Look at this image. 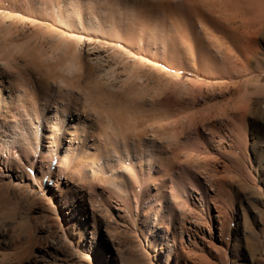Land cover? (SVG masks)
<instances>
[{"label": "rangeland", "instance_id": "374dc122", "mask_svg": "<svg viewBox=\"0 0 264 264\" xmlns=\"http://www.w3.org/2000/svg\"><path fill=\"white\" fill-rule=\"evenodd\" d=\"M59 3L0 0V65L31 100L0 115V264H264V0H92L121 36L55 22ZM48 86L102 122L76 151L114 164L108 151L138 135L166 150L162 168L139 189L130 164L95 173L82 156L63 165L60 144L46 155ZM15 117L35 126L23 144Z\"/></svg>", "mask_w": 264, "mask_h": 264}, {"label": "bare ground", "instance_id": "6f19581e", "mask_svg": "<svg viewBox=\"0 0 264 264\" xmlns=\"http://www.w3.org/2000/svg\"><path fill=\"white\" fill-rule=\"evenodd\" d=\"M44 1H49V0H44ZM59 1L61 3L53 5L52 8L50 9L48 15L50 16V13H51V16H52V18H54L55 22L65 23L67 28H71V27H75L77 25H79V26L81 25L82 27H85L88 29L90 28L92 30L96 29V30H100V31H106L109 33H114V35H116V36L117 35H120V36L124 35L126 33L125 31L128 30V28H125L127 30L124 31V28H123L124 24L122 23L123 26H120V24H117V22H115L116 20H114V19H113L114 21L110 22L109 20H107L105 17H102L101 15L93 14L89 10L85 11L86 7L89 6V4L92 2V0H59ZM131 13H134V12H131ZM130 24L132 26H134L133 21H130ZM142 26H143V28H145L144 25H142ZM141 29H142V27H141ZM137 30H138L137 33L139 34V36H137L136 39L139 41L141 46L146 45L147 48H151V49L153 48L155 51H159V52L162 51L163 53H165L166 50H167V52L169 51L170 45H169V41H168L167 37L165 38L164 36H159L156 33H152L151 30H150V32H151L152 36L150 34H146L145 29H144L145 31L139 30V29H137ZM246 33H248V34L252 33V31L246 30ZM69 48H70V46H69ZM72 49H74V48H72ZM208 49L209 48H207V50H206L207 56H208ZM211 52H212V49H211ZM1 67H0V115H1V111H2V113L11 111L9 105L12 104L13 100L16 101L17 104L20 101V103L18 104L20 106H25L26 103L31 101V100L28 101L30 99V97H29V93H27L28 90H25V87L27 88V86L25 85V82L23 83L21 81L20 84L19 83L14 84L12 82V80L18 79L17 78L18 74H14L9 69H7L5 67H2V68ZM28 87H29V85H28ZM51 87H49V86H48V88L46 87L47 90L44 91V93L42 95V98H43L42 104L44 106L46 104L50 103L51 101H53L55 103V105L52 106V108L49 107L47 109H44L42 107L44 115H46V112L50 111V109H51V112H53V115H52L53 119L50 118V122H49L50 124L48 123V121L46 119L47 123H45L44 127L42 126L48 132V134L46 135L47 138H50L49 145H46V148L49 151L46 155L54 154L55 152L57 153L58 152V145L60 144V145H62L60 152L62 153L63 165L67 166L74 159H77L78 157L82 156V157H84V159H86L85 163L86 164L89 163L88 166L90 165V167H91L90 170L92 172H95V173L96 172H98V173L105 172V170L107 168H109V165L113 167L116 164H118V165L119 164L120 165L121 164H127V165L130 164L131 166L128 170V173H130V176L132 175V177L134 179V183H135V185H137L139 187V189H141V187L143 185V183H142L143 181H141V178L144 179L145 181H147V178H150L152 176L153 172H157L156 171L157 168L158 169L162 168V166L164 165V164H162V161H163L162 159L165 158L164 156L167 157V155H168L166 150L163 149V147H161V148L159 147L161 149L160 151H159L158 147H157V149L154 150V148L156 147L155 145H153V144L150 145L151 144L150 142H147L146 140L144 141L143 140L144 138L139 137L138 135H135V136L130 135V137L128 136L131 140V141H129V142H131V144H130L131 146L126 144L127 142L125 141L126 143L125 142L123 143V144H125V146L122 148V151H123L122 154L119 152V148H117V149L113 148V149L108 151V153L112 157V158L111 157H109V158L114 160V164H113V162L112 163L110 162V164H109L108 161H104V160L102 161L101 158L97 155L96 156L93 155L90 157L88 155V151H87L89 149H85L84 151L83 150L76 151L74 149V147L78 146L77 144L81 140L80 139L81 133L82 132L85 133L86 132L85 130L86 129L88 130V128H89V131H92L95 135V133H96L95 131L100 130V129L96 130L98 128V123H102V122L101 121L99 122L98 116L96 114H94V112H92V110L90 111L89 109L84 108L85 106L81 107L77 103H76V105H74V103L76 102L75 96L70 94L68 92V90H64L63 88L53 89ZM33 92H34V90L32 91V95L34 94ZM14 97H16V98H14ZM34 99H35V97H34ZM72 101H73V103H72ZM30 104H32V103H30ZM34 109L35 108H33V107L31 108V110H33V112L35 113ZM47 115H51V114L48 113ZM25 118H27V117H25ZM25 118H24V120H26ZM31 120L32 119H28V121L26 120V122H25V121L21 120V117H19V118L15 117L14 127H13V129L10 128L11 129L10 133H12V136H15V137H13L14 139L16 137H19V138H17L19 143H22V144L24 143L23 141L25 140L24 136H25L26 132H28L29 134L32 133L31 134L32 137L35 136L34 133H36V132H34V129H33V127H35V126H33V120L32 121ZM64 121H67L66 126L69 127V128H67V131L72 129V127L74 126L73 130L69 131V133H68L69 138H66L68 143H64L63 141H60L61 134L63 133V130H64L63 127H61V126L63 125ZM29 122H30V125H28V127H30L29 131H27L28 129L26 131L23 130V129H26L25 126ZM76 122H79L81 124L80 125V127L82 129L81 131L77 130L78 128L75 127ZM103 123L105 124V122H103ZM103 126H102V128H103ZM97 133H96V135L99 134V133L98 134ZM36 135L39 136L40 134L37 133ZM38 136H37V138H39ZM29 137L30 136H28V139H29ZM128 137L126 138V136H125L121 140H129ZM152 141L153 140H151V142ZM12 142L15 143L16 141L14 140ZM37 142H38V140H37ZM118 142H122V141H118ZM102 144H104V143L102 142ZM30 146H31V144H30ZM90 146L92 149L97 147V145L95 147V143H93V145H90ZM105 147H106V145H105ZM120 147H121V145H120ZM170 159H171V157H170ZM170 159L168 158V163L171 162V161H169ZM166 160H167V158L165 159V162H166ZM139 189H138V191H139ZM135 190H136V188H135ZM140 192H141V190H140ZM136 193H138V192H136ZM138 194H140V193H138ZM190 195H191V192H190ZM149 198L146 200L147 203L151 202Z\"/></svg>", "mask_w": 264, "mask_h": 264}]
</instances>
